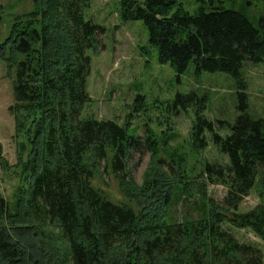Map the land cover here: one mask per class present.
Returning a JSON list of instances; mask_svg holds the SVG:
<instances>
[{
  "label": "trees",
  "instance_id": "16d2710c",
  "mask_svg": "<svg viewBox=\"0 0 264 264\" xmlns=\"http://www.w3.org/2000/svg\"><path fill=\"white\" fill-rule=\"evenodd\" d=\"M180 1L120 0L119 16L124 22L142 21L160 63L177 74L193 64L198 74L223 72L239 83L240 115L232 126L219 122V129H231L225 137L204 116L206 97L191 93L176 99L198 106L195 147L208 146V130L229 159L207 164L201 173L205 181L191 207L197 217L175 218L173 206L191 200L192 192L179 172L151 181L138 209L114 203L94 187V167L101 161L122 183L127 180L140 138L113 120L84 116L91 103L88 53L104 33L85 19L92 0H36L0 46V60L13 77L15 102L9 111L16 137H25L18 144L19 183L11 196L0 192V264H264L260 248L223 227L228 221L264 241V204L239 213L260 173L264 181V119L247 113L241 74L246 62H264V14L252 21L244 13L247 2L264 5V0H194L195 14ZM238 3L244 7L236 8ZM165 141L149 135L147 145L154 154ZM170 157L173 173V163L179 168L184 158L173 151ZM9 167L0 165V174ZM208 184L227 188L221 202L208 195ZM47 226L58 234L45 233Z\"/></svg>",
  "mask_w": 264,
  "mask_h": 264
},
{
  "label": "rangeland",
  "instance_id": "374dc122",
  "mask_svg": "<svg viewBox=\"0 0 264 264\" xmlns=\"http://www.w3.org/2000/svg\"><path fill=\"white\" fill-rule=\"evenodd\" d=\"M179 3L180 7L191 14H195L199 8L194 0H181ZM35 4L36 0H0V46L9 38L15 20L31 13ZM239 5L244 7L240 3L227 6L240 8ZM119 8L120 0H92L85 10V19L102 27L104 33L100 36L98 48L88 53L91 72L86 90L91 103L86 107L84 116L113 120L121 126H127L132 137L140 138V145L130 156L129 176L124 183L101 161L94 167L93 185L112 202L133 204L138 209V202L143 197L140 194L151 181L160 182L161 177L168 176L167 172L173 175L179 172L184 180L189 179L191 183V200L174 205L173 213L176 220H181L185 214L197 217L191 207L205 181L201 173L207 164H226L229 159L214 145L208 130L205 133L208 146L199 149L195 147L193 130L198 106L195 102L189 105L177 103L176 99L178 95L191 93L206 97L204 116L214 123L216 132L225 137L231 133V129L228 126L219 129V122L232 126L240 115L239 83L223 72L198 74L193 64L184 74H177L170 64L160 63L158 50L150 43L144 23L124 22L119 16ZM246 9L244 13L252 21L264 14V5L260 3L247 2ZM241 74L247 84V113L254 119H264V62H246ZM12 78L9 77L6 64L0 60V165L4 166L5 162L10 165L0 174V192L7 197L14 193L19 183L15 175L18 144L25 140L24 136L16 137L15 120L9 111L15 102ZM149 135L160 141L158 143L167 140L168 144H161L160 151L153 154L147 145ZM171 151L184 158L179 168L173 163V173L167 166L171 163ZM207 190L208 195L217 203L223 200L228 191L222 185L211 184H208ZM260 204H264L262 173L258 175L249 196L240 205L239 213H248ZM223 227L240 242L260 248L264 255V241L253 232L238 229L228 221ZM43 229L47 234H58L50 226ZM26 245L31 244L27 242ZM59 245L65 248L64 241H60Z\"/></svg>",
  "mask_w": 264,
  "mask_h": 264
}]
</instances>
